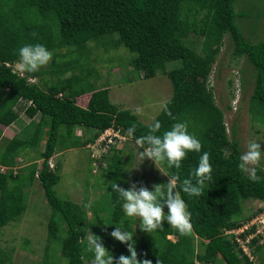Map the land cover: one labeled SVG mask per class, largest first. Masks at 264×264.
<instances>
[{
	"label": "trees",
	"instance_id": "trees-1",
	"mask_svg": "<svg viewBox=\"0 0 264 264\" xmlns=\"http://www.w3.org/2000/svg\"><path fill=\"white\" fill-rule=\"evenodd\" d=\"M237 2L0 0V124L10 126L17 122L20 119L19 107L24 102H27L25 112L31 118L30 123L21 128V133L12 138L5 137L0 128V236L2 227L19 220L26 212L24 189L39 181L53 209L49 242L61 230L57 215L67 226L63 228L66 235L61 238L60 247L59 243L55 247L48 244L45 255L52 257L54 263L60 264L66 258L67 264H86L87 259L92 260V254L85 251L88 212L85 204L62 197L55 188L61 174L50 162L58 145L64 149L85 147L110 127L121 129L126 134V129L133 124L136 125L133 136L136 140L149 133L154 120L161 122L157 135L169 130L176 122L186 121L189 132L200 139L201 151L210 154L213 181L199 198L180 193L192 213L191 232L180 235L167 222L153 236L142 231L141 238L134 237L138 259L150 260L152 264H196V261L213 264L221 258L226 264H253V259L239 246L236 235H227L225 230L244 225L239 216L247 201H264V179L251 182L238 168L242 153L240 142L230 138L225 112L216 103L214 90L209 84L213 66L229 34L233 56L237 59L246 57L255 71L250 109L264 115V38L254 41L245 35L237 23L240 17ZM191 34L203 37L201 50L198 49L199 44L188 40ZM92 42L96 46H104L105 50L126 46L135 52L137 57L132 65L139 72H144V78H152L159 71L171 78L174 93L165 104L168 111L164 106L151 123H145L131 109L113 102L110 88L99 87L98 77L90 78L95 68L84 56H91ZM27 43L44 44L53 52L55 57L50 67L34 73L18 69L15 65L19 62L18 50ZM64 48L69 51L66 58L60 53ZM59 57H62V63L57 61ZM175 59H182V66L167 70V62ZM71 70L78 72L66 76ZM33 78L35 80L30 81ZM194 78L199 79L196 84ZM85 94L90 98L83 106L78 101ZM78 128L83 130L86 139L77 135ZM91 131H94L92 136ZM42 142L44 148L26 166L17 171L1 170V167L16 168L21 155L38 150ZM227 148L231 149L229 153ZM199 155L189 153L182 161L178 170L180 180L187 178L197 166ZM40 159L42 163H39ZM102 159L107 164L101 167L103 173L108 174L106 183L114 181L128 188L129 182L123 177L125 161L122 147L113 146ZM176 172V169L167 168L169 176ZM258 175L264 176V172H258ZM168 182L157 175V184ZM110 197L112 221L123 223L125 215L121 203H118L119 196L111 193ZM256 230L257 226H253L242 237ZM261 238L258 235L250 242L254 256L264 247ZM102 242L115 258L121 254L129 255L127 246L111 235L110 238H102ZM57 247L61 258L53 252ZM0 264H13L11 253L1 243Z\"/></svg>",
	"mask_w": 264,
	"mask_h": 264
},
{
	"label": "rangeland",
	"instance_id": "rangeland-1",
	"mask_svg": "<svg viewBox=\"0 0 264 264\" xmlns=\"http://www.w3.org/2000/svg\"><path fill=\"white\" fill-rule=\"evenodd\" d=\"M237 1L236 8L240 14L237 23L241 25L245 35L254 41L264 38V15L258 17L264 14V0ZM242 12H245L244 15L246 16ZM188 40L193 41L195 45L199 44L198 49L201 50L202 36L191 34ZM91 47V56H84L90 66L95 68L90 78L96 79L98 77L97 84L99 87L108 86L110 88V98L113 102L122 108L131 109L143 122L151 123L174 93L171 78L162 71L157 72L152 78H144V72H139L132 65L137 54L126 46L105 50L104 46H96V43L92 42ZM68 52L66 48L60 50L61 54H65V58ZM56 59L62 63V57ZM50 63L42 68L50 67ZM15 65L18 67V62ZM181 66L182 59H175L166 64L167 70ZM73 72H78V70H71L65 75L70 76ZM254 78L255 71L252 64L246 57L237 59L233 56V43L229 34L226 35L224 45L209 77V84L214 90L216 103L225 112L229 136L240 142L242 152L246 151L247 142L250 139L261 141V148L264 150V115L259 111L252 112L250 109ZM198 80V78H194L193 82L196 84ZM86 95L80 96L78 101L83 106L88 104L90 98V95ZM19 112L24 121H30V117L23 109L19 108ZM20 123L21 121L18 120L11 128L2 124L0 127L6 137L12 138L22 128ZM93 132L91 131V136ZM76 133L86 139L83 130L77 129ZM3 143L2 140L1 144ZM42 143L38 150H30L28 155L22 154L16 168L1 167V170L13 169V171H17L26 166L30 160L38 157V151L44 148V142ZM98 143L99 140L92 143L91 147L86 145L85 147L68 149L58 145L57 153L51 158V162L61 174V179L55 186L58 194L76 203L85 204L88 212V220L86 221L88 237L91 235V231L102 240V238H110V233L116 225L105 226L102 221V219H108L113 222L109 182L106 183L108 174H104L101 168L107 165L106 161L100 158L106 153L104 147L98 148L96 146ZM89 149L92 151L90 152ZM230 150L227 148V153ZM140 151L141 149L136 144L135 139L127 136L122 144V155L125 161L123 177L128 180L129 187L133 182H137L138 185L142 183L151 190L152 186L157 184V175L164 181L169 180L166 165L163 167L159 164L154 165L148 159L143 162L139 155ZM39 163H42V159L39 160ZM24 191L27 210L19 220H13L1 228V246L11 253L13 264H59L58 262L54 263L52 257L45 255L46 247L50 243L53 247L59 243L58 246L60 247V241L66 235L64 229L67 226L62 217L57 215L56 219L61 230L59 235L49 242L48 233L53 209L48 203L44 188L39 181H35L28 185ZM239 218L244 225L253 222L260 224L258 219L264 218V201H247ZM119 224H126L129 230L135 231V238L143 236L138 218L133 220L125 216L124 222ZM169 237L175 239L173 235ZM138 246L139 243H137ZM59 247L53 252L55 256L61 258ZM66 261L67 259L63 258L59 262L65 264ZM253 261V264H264V247L256 253ZM86 264H92V260L87 259ZM213 264L226 263L220 258Z\"/></svg>",
	"mask_w": 264,
	"mask_h": 264
},
{
	"label": "clouds",
	"instance_id": "clouds-1",
	"mask_svg": "<svg viewBox=\"0 0 264 264\" xmlns=\"http://www.w3.org/2000/svg\"><path fill=\"white\" fill-rule=\"evenodd\" d=\"M18 55V69L26 73L39 71L42 67L47 66L53 58V52L41 43L23 45L19 48ZM164 110L168 111L166 106ZM160 130L161 122L157 119L150 125L147 135L136 138V144L143 149L139 153L140 158L143 162L148 159L154 165L159 164L162 167L166 165L168 169H176L177 172L170 176L167 175L169 177L168 183L154 184L151 190L142 183L138 185L137 182H133L130 187L124 188L119 183L110 181L108 187L111 188V191L109 194H118V203H121L124 215L133 220L138 218L141 231L153 236L158 230H162L163 223L167 222L180 235H186L192 229L190 222L192 213L188 210L187 203L180 193L183 192L189 197L199 198L203 196L205 187L213 181V166L210 163L209 152L201 151L202 143L194 133L189 132L186 121L176 122L169 130L157 135L156 133H159ZM135 132V124L126 129L128 137H133ZM260 142L257 139H250L247 142L246 151L239 156L238 168L246 174V178L251 182L264 179V176L258 175V172H264V150H262ZM89 144L90 142L87 146ZM89 151L91 152L90 149ZM192 152L200 153L198 164L187 178L180 180L178 170L182 166V161ZM52 167L54 168L55 165ZM178 181L179 190H177ZM102 221L105 226L116 225L110 235L127 246L129 255L121 254L115 258L104 246L101 238L89 230L91 235L87 238L85 251L92 254V264H152L150 260L138 259L136 241L134 240L135 231L129 230L126 224H116L108 219H102ZM245 226L246 224L239 228L226 229L225 234H235L242 237L247 230L253 226L258 227L260 224L257 222L249 224L246 229ZM242 229L245 230L242 231ZM236 231H241V233L237 234ZM254 233L247 234L245 238H242L247 239L249 235ZM258 235L262 236V240L264 234L259 233L254 237ZM197 264L202 263L197 261Z\"/></svg>",
	"mask_w": 264,
	"mask_h": 264
},
{
	"label": "built area",
	"instance_id": "built-area-1",
	"mask_svg": "<svg viewBox=\"0 0 264 264\" xmlns=\"http://www.w3.org/2000/svg\"><path fill=\"white\" fill-rule=\"evenodd\" d=\"M35 79H30V81H34ZM127 139V136L122 133L121 129H116L114 127H110L103 131L93 142H90L88 146H92V143H96L97 140H99V143L96 145L98 148L104 147L105 153L109 152V150L113 147H122L123 142ZM119 145V146H118ZM91 150V149H90ZM92 151V150H91ZM102 160V157H100ZM51 166H54L52 162H50ZM260 222V226L257 227V230L255 231L254 234H251L247 237V239H243L241 236L237 235L236 240L239 243V246L243 249V251L249 255L252 259H254L253 251L251 247L249 246L250 240L256 236L257 234L261 233L264 234V218H259L258 219ZM251 224H254L251 223ZM249 225H246L244 228H248ZM245 229H242L245 230ZM227 232H232V231H227ZM237 234H240L241 231H236ZM264 242V237L261 240Z\"/></svg>",
	"mask_w": 264,
	"mask_h": 264
},
{
	"label": "crops",
	"instance_id": "crops-1",
	"mask_svg": "<svg viewBox=\"0 0 264 264\" xmlns=\"http://www.w3.org/2000/svg\"><path fill=\"white\" fill-rule=\"evenodd\" d=\"M26 104H27V102H26ZM25 102L19 107L21 110L23 109V111H25ZM20 121H21V127H23V126H27L29 123H30V121H31V118H30V121L28 122V121H24L23 119H22V117H21V114H20V119H19ZM16 123V122H15ZM15 123H13V124H11L10 126H7V127H10L11 128V126L12 125H15ZM1 128V127H0ZM2 129V128H1ZM78 129H81V128H78ZM3 130V129H2ZM82 130V129H81ZM18 133H21V129L16 133V134H18ZM89 133H90V130H89ZM89 133H87L88 135H89ZM15 134V135H16ZM4 136L6 137V135L4 134ZM14 137V136H13Z\"/></svg>",
	"mask_w": 264,
	"mask_h": 264
},
{
	"label": "bare ground",
	"instance_id": "bare-ground-1",
	"mask_svg": "<svg viewBox=\"0 0 264 264\" xmlns=\"http://www.w3.org/2000/svg\"><path fill=\"white\" fill-rule=\"evenodd\" d=\"M64 134V133H63ZM199 257V256H198Z\"/></svg>",
	"mask_w": 264,
	"mask_h": 264
}]
</instances>
